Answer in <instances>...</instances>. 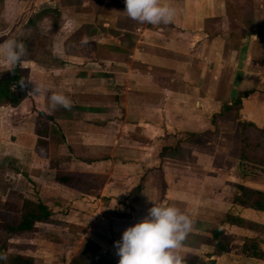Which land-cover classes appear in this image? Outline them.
I'll return each mask as SVG.
<instances>
[{
	"label": "crops",
	"instance_id": "0c3cea01",
	"mask_svg": "<svg viewBox=\"0 0 264 264\" xmlns=\"http://www.w3.org/2000/svg\"><path fill=\"white\" fill-rule=\"evenodd\" d=\"M40 1L43 6L32 13L41 14L38 25L51 28L38 35L48 37V31L52 45L38 50V54L51 58L52 63L48 68L38 59L22 58L18 67L36 74L51 71L55 80L49 87L66 93L72 105L66 109L68 114L62 124L46 109L52 121L42 131L36 126V115L23 109L28 96L40 104V99L29 93L18 102L23 111L13 127L16 126L18 138L42 132L50 138L57 132L58 123L63 149L83 146L84 169L79 171L108 174V180L100 190L75 189L54 181L55 168L52 182L35 180L45 193L40 201L52 203L50 224L66 223L62 229L70 238H63L60 231L62 237L57 242L37 246L34 262L86 264L82 255L90 243L117 264L114 241L120 239L126 227L147 215L151 201L180 205L184 199L190 202L182 187L167 179L166 158L159 157L162 147L172 145L184 132L206 130L212 115L220 111L224 102L230 103L232 97L244 101L246 91H264L262 36L256 30L249 31L250 15L244 17L237 10L243 7L240 0H167L175 7L176 15L171 23L159 25L129 19L124 0L90 7L83 0ZM237 15L241 16L236 18ZM254 18L264 30V17L255 14ZM29 23H34L32 16L18 25ZM18 25H14V31ZM64 25L68 27L62 30ZM59 35L63 37L58 47L53 43ZM9 38H13L11 33ZM83 39L87 43H82ZM69 40L74 42L65 48L64 41ZM58 58L72 68L68 73L80 70L81 74L60 81L55 77L63 70ZM249 104L247 114L253 115L258 102ZM87 119L91 121L80 123ZM124 129L129 130L128 140L133 137V144H111V137H117L116 133ZM4 143V155L12 148L26 155L30 147L20 139ZM112 175L119 180H112ZM195 206L204 207L197 202ZM197 247L183 242L177 251L186 257L182 256V249H189L193 255L197 254L193 253Z\"/></svg>",
	"mask_w": 264,
	"mask_h": 264
},
{
	"label": "rangeland",
	"instance_id": "374dc122",
	"mask_svg": "<svg viewBox=\"0 0 264 264\" xmlns=\"http://www.w3.org/2000/svg\"><path fill=\"white\" fill-rule=\"evenodd\" d=\"M60 1L66 2V0ZM83 1H85L87 7H90L88 5L99 4V2H110V4L114 5L116 0ZM240 3L243 4V7L237 10L241 11L240 13L244 14V17L247 14L250 15L249 22L251 29L256 30L258 35V32L264 33L259 20L255 21L254 18L255 14L264 17V0H240ZM42 6L43 3L40 0H0V35L6 33L9 36L11 33L13 38L15 37L25 44L26 54L23 58L38 59L41 63L48 65L47 67L49 68L52 63L51 58L40 56L38 50L45 49L50 44L52 45V42H50L51 38L48 31L46 32L48 37L45 38L42 37L43 35L39 36L38 34L51 28H48V25H38V18L41 14L32 13ZM52 12L54 13L55 11L53 10ZM30 16L33 17L34 23L18 25L19 22H27ZM240 16L237 15L236 18ZM14 25L19 26L16 31H14L16 27ZM66 27L68 25H64L62 30H65ZM59 32L61 35V31ZM76 34L78 35V33ZM60 35L59 40H55L53 45L61 46L63 36ZM261 39L264 38L261 37ZM261 41L263 42V40ZM64 42L65 48H67V43L71 45L74 41ZM62 59L58 58L57 60L60 68L63 70L55 75L60 81L62 78L66 80L67 77L74 76V74L75 76L81 74L80 70L68 73V70L72 68L64 66L67 63ZM18 66L19 64L12 71L5 70L0 72V216L4 217L8 215L18 216L24 207L27 206L28 208L31 206L30 203L40 201L41 195L45 193L41 192V187H37L38 183L36 184L35 180L42 179L44 181L49 180L50 182L54 168L56 169L55 172L62 171L78 177L81 181L78 189L81 190H100V187L108 180V174L103 176L99 174H84L82 171H79L84 169L82 163V156L84 155L83 146L79 145V148L71 150L69 146L65 145L66 149H63L64 146L62 147L61 142L64 140H60L62 128L58 123H63L61 120L66 117L68 112L59 106L54 110L47 107L48 100L44 89H48L49 93L55 91L49 87L52 81L55 80L51 76V71H38L40 73L36 74L34 71L30 72L20 69ZM42 73L43 76L41 77ZM21 80L23 81V86L20 84ZM34 86L41 88L39 93L34 94L40 99L38 108L42 110L47 109L59 119L58 123L55 121L56 126L54 125L57 128L55 129L57 132L53 133L50 138L48 134L47 136L43 134L44 132L37 134V137L27 134L18 138L16 126L13 127V124L18 123L17 119L13 120L15 114L23 111H21L18 102L25 95L32 93ZM243 98L244 101H242L246 105L244 106L243 104L239 111L240 119L252 123L243 132V135L246 137V145L243 147L244 157H237L239 148L241 147L240 136L236 131L235 122L226 117L216 118V125L214 126L215 134L213 136L202 135L199 138L197 137V139H188L187 135L182 134L176 137V139L182 140L181 151L165 157L167 162V172L165 171L167 179L169 181L172 180L173 185L182 187L186 198L190 199V202L184 199L185 202L182 201V205L176 203H166L164 205L178 207L193 220V227L184 242L192 244L194 247L199 245L197 247L198 250L193 251V253L197 252L198 255L206 258V264L260 263L257 259L237 255L233 249L228 253L217 255L216 247L206 243L204 235L211 228L218 226L223 212H230L246 220L244 228H238L225 223L220 225V228L227 230L232 247L240 244L245 237H254L258 234L257 232H264V213L236 207L230 202L234 190L233 185L236 183L264 190V91L251 89L246 91ZM256 101L258 105L255 108V113L253 115L247 114L248 110H250L249 107L247 109V105L251 106L249 103L254 105ZM57 109H59L58 112ZM41 116L40 120L43 119V124L36 126L41 129V126L45 123L49 127L51 122L44 120V115ZM90 121V119L81 120L80 123L83 124ZM128 132V129L120 130V132L116 133L117 137H111V144L122 147L133 144L131 142V138L133 137H130V140H128ZM8 139L12 142L20 139L26 145H29L27 154H18L16 149L12 148L11 151L4 155L3 152L6 151L3 149L7 148V144L4 141H8ZM135 139L137 140V138ZM81 140L84 139L81 138ZM11 146L13 147V145ZM73 157L74 159H72ZM112 176V180H119L114 177L115 175ZM46 192L48 191L46 190ZM25 201L29 203H24ZM196 202L197 204L201 203L204 207H199L201 205L196 207ZM49 205H52V203H49ZM59 213L63 212L59 211ZM64 224L66 223H45L39 225L36 232L20 236L8 233L0 228V253L7 255V260L0 262V264H9L11 254L18 253L33 256L37 246L57 242L58 237H62V234L58 233L63 231ZM63 233V238L68 240L70 238L69 234L66 231H63ZM189 251V249H182V256H190ZM34 264L45 263L35 260Z\"/></svg>",
	"mask_w": 264,
	"mask_h": 264
},
{
	"label": "trees",
	"instance_id": "16d2710c",
	"mask_svg": "<svg viewBox=\"0 0 264 264\" xmlns=\"http://www.w3.org/2000/svg\"><path fill=\"white\" fill-rule=\"evenodd\" d=\"M253 31V29H249ZM264 38V33L258 32ZM8 34L3 33L0 35V40L7 39ZM264 42V39H262ZM6 91V90H4ZM242 107L241 97H232L231 102H224L218 113L212 115L210 119V127L202 132H184L188 136V139H197L202 135L213 136L215 134L214 126L216 125V118H229L236 124V131L240 136V144L238 158L244 157L243 147L246 145V137L243 135L244 130L251 126L252 123L245 122L240 119L239 111ZM23 109L27 113L36 115V122L38 124H43L40 120V116L44 115V120L52 121L51 116L47 111L39 109L36 101L32 99L31 96L27 97L26 103L23 105ZM42 117V116H41ZM18 119V114H15L14 121ZM47 125L41 126V130L45 131ZM39 132V130H37ZM187 139V138H186ZM182 140L176 139L172 145L163 146L159 152L160 159L177 154L181 151ZM54 181L61 185L78 189L80 184V179L73 174L56 171L54 174ZM140 186L137 187V191H140ZM233 192L231 195L230 202L233 206L250 209L256 212L264 213V190H260L254 187L246 186L240 183L233 185ZM24 203H29L25 201ZM31 206L24 209L17 216H0V228L4 229L8 233L16 235H30L36 232L39 225L50 223L51 216L53 214V209L41 201L36 203H30ZM25 206V205H24ZM223 223L235 226L238 228H244L246 225V220L238 215L232 214L230 212H223L221 218L219 219L218 226L211 228L205 232V242L216 247L217 255L228 253L232 249L237 255H241L247 258H254L260 261L259 264H264V232H257L258 234L254 237H245V239L235 247H232V243L229 234L226 229L220 228ZM41 229V228H40ZM85 255H82V260L86 264H114L107 259L105 253H103L98 246L93 244H88L86 246ZM210 256V255H209ZM184 264H206V258L201 257L198 254H193L187 257H182ZM9 264H34V258L30 255L23 254H11Z\"/></svg>",
	"mask_w": 264,
	"mask_h": 264
},
{
	"label": "clouds",
	"instance_id": "9594fccd",
	"mask_svg": "<svg viewBox=\"0 0 264 264\" xmlns=\"http://www.w3.org/2000/svg\"><path fill=\"white\" fill-rule=\"evenodd\" d=\"M124 11L129 19L150 25L171 23L176 9L167 0H124ZM87 43L86 39L81 41ZM26 54V47L16 38L0 40V72L12 71ZM23 86V81H20ZM41 91L34 86L32 93ZM47 107L51 110L58 106L69 109L70 98L63 92L44 89ZM98 213V212H97ZM193 227L188 214L174 205L156 204L151 201L147 215L126 227L118 241H114L117 264H184L178 249ZM7 255L0 253V262Z\"/></svg>",
	"mask_w": 264,
	"mask_h": 264
}]
</instances>
